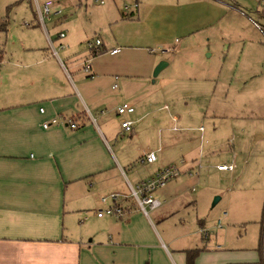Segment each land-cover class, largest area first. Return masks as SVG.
<instances>
[{
	"label": "crops",
	"instance_id": "1",
	"mask_svg": "<svg viewBox=\"0 0 264 264\" xmlns=\"http://www.w3.org/2000/svg\"><path fill=\"white\" fill-rule=\"evenodd\" d=\"M131 1L136 8L105 6L91 26L76 15L59 19L63 8L53 3L49 18L37 14L26 30L14 31L24 43L0 51V264H187L186 251L200 249L183 243L187 236L175 230L180 225L167 226V202L154 198L160 206L144 212L124 194V179L130 193L150 177L130 182L125 158L110 142L127 135L120 136L122 122L131 123L133 134L149 106L151 83L183 78L170 77V68L184 69L177 63L182 52L214 40L229 13L250 18L239 0ZM257 15L253 25L264 38V10ZM93 37L102 51L91 57L86 44ZM88 60L91 71L84 75ZM160 62L166 65L153 76ZM117 95L126 98L118 107L129 104L134 112L116 113L115 131L106 125L115 110L101 108L112 106L109 99ZM56 116L77 127H42ZM110 194H117L123 216L97 217L95 211L105 207L100 198Z\"/></svg>",
	"mask_w": 264,
	"mask_h": 264
},
{
	"label": "rangeland",
	"instance_id": "2",
	"mask_svg": "<svg viewBox=\"0 0 264 264\" xmlns=\"http://www.w3.org/2000/svg\"><path fill=\"white\" fill-rule=\"evenodd\" d=\"M36 1L42 5L47 0ZM36 1L0 0V22L7 25L6 32H0V51L13 42L24 43L14 31L26 30L24 24L38 18ZM51 1L63 8L59 19L76 15L82 25H93L101 10L114 2L134 3ZM239 1L250 20L229 13L214 40L190 54L182 52L177 63L184 69L170 68V77L183 78L170 82L159 77L151 83L146 90L149 106L133 125V134L110 142L112 151L125 158L123 168L133 184L168 167L180 171L152 198L167 202L162 209L172 218L166 224L170 229L181 226L175 230L187 236L183 243L203 249L200 264H259L264 254V38L253 25L264 3ZM114 99H109L112 106L101 109L111 114L115 110L106 116V125L116 131V110L126 98ZM150 152L156 161L141 163ZM220 164H233L234 170L220 172ZM123 181L124 194L132 198ZM256 257L260 260L254 262Z\"/></svg>",
	"mask_w": 264,
	"mask_h": 264
},
{
	"label": "built area",
	"instance_id": "3",
	"mask_svg": "<svg viewBox=\"0 0 264 264\" xmlns=\"http://www.w3.org/2000/svg\"><path fill=\"white\" fill-rule=\"evenodd\" d=\"M36 1V0H35ZM37 12L40 15V19L49 18L51 15V10L53 7V2L51 0L45 1L41 6L38 5L36 1ZM133 8L137 7V4L132 5ZM124 10L129 8L128 5L123 6ZM60 13V12H58ZM60 38L64 37V34H59ZM87 48L90 52L91 57L100 54L101 50V41L99 39H95L94 41H90L87 43ZM119 50L115 49L110 54H116ZM165 52H170L171 49L163 50ZM91 71L90 60L84 63L83 72L89 74ZM116 88V85L113 86ZM44 110L41 108L40 113H43ZM117 115H125L131 114L134 112V108L129 104H123L116 110ZM65 123L70 129H75L77 127L76 123L70 120L61 119L59 116L52 118L50 121H47L42 124L44 129H47L49 126L57 125L60 123ZM122 132H120V136L123 134H128L132 131L130 122H122L121 123ZM156 161V156L153 152L146 154L143 158H141V163L152 164ZM218 171H232L233 165H220L217 166ZM190 174V173H189ZM180 175V171L172 166L165 168L163 170H159L156 174L149 179L140 182L135 187L130 188V195L137 202L138 206L145 212V208H149L151 210L156 209L160 206V203L152 198V194L158 190L163 188L168 181L176 179ZM117 194H110L108 196H102L100 198L101 205L105 206L101 210H96L95 214L97 217L102 216H112L115 218H120L124 214V209L117 203Z\"/></svg>",
	"mask_w": 264,
	"mask_h": 264
},
{
	"label": "trees",
	"instance_id": "4",
	"mask_svg": "<svg viewBox=\"0 0 264 264\" xmlns=\"http://www.w3.org/2000/svg\"><path fill=\"white\" fill-rule=\"evenodd\" d=\"M6 30V22L2 21L0 22V31H5ZM264 32V30H263ZM201 252L200 249H194V250H188L186 251V261L187 264H195V260L199 253Z\"/></svg>",
	"mask_w": 264,
	"mask_h": 264
},
{
	"label": "water",
	"instance_id": "5",
	"mask_svg": "<svg viewBox=\"0 0 264 264\" xmlns=\"http://www.w3.org/2000/svg\"><path fill=\"white\" fill-rule=\"evenodd\" d=\"M164 65H166L165 62H160V63L156 66V68L154 69V71H153V76H156L157 73L160 71V69H162V67H163ZM215 201H217V199H216Z\"/></svg>",
	"mask_w": 264,
	"mask_h": 264
}]
</instances>
